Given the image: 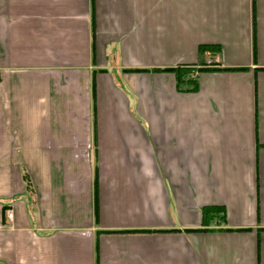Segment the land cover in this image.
Wrapping results in <instances>:
<instances>
[{
  "label": "crops",
  "instance_id": "obj_1",
  "mask_svg": "<svg viewBox=\"0 0 264 264\" xmlns=\"http://www.w3.org/2000/svg\"><path fill=\"white\" fill-rule=\"evenodd\" d=\"M0 264H264V0H0Z\"/></svg>",
  "mask_w": 264,
  "mask_h": 264
},
{
  "label": "trees",
  "instance_id": "obj_2",
  "mask_svg": "<svg viewBox=\"0 0 264 264\" xmlns=\"http://www.w3.org/2000/svg\"><path fill=\"white\" fill-rule=\"evenodd\" d=\"M206 69H213V68H206ZM164 70L170 71L174 74L175 79H176V89L177 90L194 91L196 89V81L195 80L193 81L192 79L188 78V74L192 72L191 68H185V67H178L177 66L174 68H169V69H164ZM133 71H138V70H133ZM199 71H204V70L199 69ZM23 180H24V186H25L26 192L30 191L31 190V184H30V180H29L28 176L26 175V173H24V175H23ZM219 209L220 208H216L215 206H211V207L203 208L202 212H203V215H207L209 213H215ZM3 211H5V208L3 209ZM220 211H221V209L219 210V213H222Z\"/></svg>",
  "mask_w": 264,
  "mask_h": 264
},
{
  "label": "built area",
  "instance_id": "obj_3",
  "mask_svg": "<svg viewBox=\"0 0 264 264\" xmlns=\"http://www.w3.org/2000/svg\"><path fill=\"white\" fill-rule=\"evenodd\" d=\"M218 57H215V60L217 61ZM215 60H212L211 58L207 59L206 62H205V66L207 67H211V66H214L215 63L214 61ZM12 217V212L11 211H8L7 212V218L10 219Z\"/></svg>",
  "mask_w": 264,
  "mask_h": 264
}]
</instances>
